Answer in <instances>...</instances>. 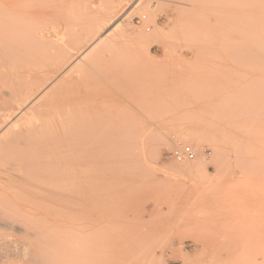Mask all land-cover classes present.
<instances>
[{"label":"rangeland","instance_id":"374dc122","mask_svg":"<svg viewBox=\"0 0 264 264\" xmlns=\"http://www.w3.org/2000/svg\"><path fill=\"white\" fill-rule=\"evenodd\" d=\"M80 1L94 15L101 11L100 3L117 0ZM138 1L107 22L102 43L66 82L67 103L82 101L73 131L85 144L91 136L97 145L104 144L96 147L107 154L102 160L96 148L99 156H91L97 153L95 143L87 144L95 151L88 154V146L83 151L84 179L91 178L83 186L81 201L87 203L72 202L64 209L50 204V217L34 234L38 220L27 213L43 200L37 203L36 196L33 202L37 183L31 173L45 162L62 160L66 147L81 139H74V132L64 141L53 138L39 151L47 159L42 158V165L25 160L33 169L29 176L34 178H28L36 183L29 180L32 192L31 185L21 182L25 178L19 179L29 173L27 167L18 163L37 148L16 140L27 147L23 158L16 142L0 137V171L6 167L3 172L9 173L0 172V264H264V0H148V6ZM0 41H5L0 46L15 43L2 32ZM8 47L4 56H9ZM0 111L5 114L2 105ZM6 122L0 118L2 132L24 126ZM112 140L120 153L123 143L137 150L131 148L127 158L117 151L111 156ZM53 142L58 147H50ZM186 146L197 152L190 160L199 167H182L189 158L175 153ZM11 148L19 151L17 159ZM6 157L9 164L16 166L18 160L16 167L26 169L17 175L22 192L15 179L4 177L17 174ZM117 162L125 164L114 171ZM89 164H105L106 169L98 172ZM7 166L14 169L9 172ZM63 188L74 189L69 183Z\"/></svg>","mask_w":264,"mask_h":264},{"label":"bare ground","instance_id":"6f19581e","mask_svg":"<svg viewBox=\"0 0 264 264\" xmlns=\"http://www.w3.org/2000/svg\"><path fill=\"white\" fill-rule=\"evenodd\" d=\"M84 1L87 2V0H84ZM109 1H111V0H109ZM131 1L132 0H117V1H111L105 5H103V3H100V4H102L101 5L102 6L101 11L97 14L91 15L90 13H88L86 11L87 4L86 3L82 4V2L80 0H0V32H2V35L4 38L11 39V40L15 41V43L13 42L12 45L11 44L10 45L4 44V45H9V47L7 46L9 48L8 53H5V55L8 54L10 57L4 56V54L2 52V51L7 52V47L5 48L6 49L5 50L4 45L0 46L1 47L0 51L2 52L1 55H3L2 57H5V58H2V60L0 59V65L3 62V59L5 60L6 58L9 57L8 61H7V59L5 60L6 63L3 62V64L5 63L4 64L5 66L1 65V68H0V81L3 82V84H2L3 87L0 90L1 95H2V97L0 96V105L3 106V110L5 111V114H3V115L0 114L1 115L0 118L3 121H7V122L14 121L13 123L21 122L24 124L22 129H19V130L16 129L15 131H12V132H10V130H4L5 132H2L3 127L0 126V132H2L0 134V137L7 138L6 143H7L8 138L10 137L12 139V141L14 142V144H15L16 140L17 141L19 140V142L23 140L22 142L26 143V145L31 146L30 150H34L37 148L36 153H34L35 155L33 154V152L30 153V151L25 150V151L29 152V154H31V156H30L31 158L27 159V157H26L23 160V158L25 157V153H24V150H22V149H25L27 147L23 148L22 147L23 145H21L18 142L21 145V146H19V144L16 142L17 146L22 147V148H18L17 146L15 148V145H14V148L17 150L19 149L21 151V153H24L23 155H21L23 158L19 157L20 158L19 160H21V161L23 160L22 161L23 163L21 164V162L17 160L18 162H20V163H18L19 165H23L24 163H25L24 165H26L27 160L29 162H30V160H34L35 163L42 165V163H39V162L43 161V159H45L47 161V159L43 158L39 151L43 150V148H44L43 145H45L44 144L45 142H47V141L49 142L53 138L57 139V138H62V137H63L62 140L64 141V136L69 134V137H71L70 135L75 133L73 126H74V123L76 120V113L79 110V108L77 106H79L82 103V101H81V99H71L67 103L65 98L67 96V93L69 92L68 91L69 84H66V82L69 79H71L73 74L81 71L82 66L86 62L87 58L89 56H91V54L93 52H95V50L97 49V46L102 43L104 38H102L101 33L106 29L107 22H109V20L113 16L119 14L122 11V9L127 4H129ZM149 2L150 1H148V0H139L137 5L148 6L150 4ZM160 2H161V0H159V3ZM77 3H80V4H77ZM147 3H149V4L147 5ZM77 8H80V10H81L80 13H78ZM80 14L82 17L80 16ZM145 24L148 25V22ZM131 34L132 33H130L129 35H131ZM124 35H126V32ZM0 43H5V41L4 42L0 41ZM12 59H13V61H11ZM5 88H6V90H5ZM0 112H2V111H0ZM5 125L6 124H4V127H5ZM7 127L9 129L10 126H7ZM12 127H13V124H12ZM14 127H16V125ZM72 132H74V133H72ZM138 134H140V133H138ZM75 135H77V138L81 139V140H79V141H81V143L79 144L78 141H74L73 139H71V141L73 140L72 141L73 143H71V141H70L71 146L66 147L68 152L65 155H64L65 152H63L62 154L59 153L60 155H63L62 160H61V157L59 156L60 159L55 164L54 163L50 164V162L49 163L45 162L42 165L43 167L39 166L40 168H37L34 170L35 174L31 173L32 175H36L35 176L36 178H34L33 176H29V174H30L29 171H31L33 169L31 167V170H28L29 167H27V166L29 164L27 162V165L25 167H27L26 169L29 173L27 174V172L25 171L24 174H22V175L25 176L27 174L28 177L26 176L27 177L26 178V177H23L21 175V178H20V175H19L20 181H21V179L24 180V178H25V181H21V182H23V183L25 182L26 183L25 185H27V187H29L31 185L29 182L31 177L36 179V183H37L36 186L37 187H35L33 189H34V191H35V189H37V192L31 194V195L34 194V197H32L33 202H35V201L37 202V200L39 202H41L43 200L42 203L37 202L38 205H37V203H35L37 206L34 209H31V211H29L27 213L30 217H33V218H35V220H38V224L36 223L38 225V228L33 229V231H32L34 234H38L40 231L43 230V222H45L50 217V214L46 211V209L48 208V206L50 204H52L53 206L55 205V207L58 206L59 208L64 209V208H66V205L69 203L71 204L73 202V204H74V202H83V203L85 202V201H81L83 199V186L86 187L85 180H87V185L90 184L88 182V180L91 178L84 179L85 173H83V163L82 162L84 160V157L86 158L87 156H83V154H87V153L89 154V153H91V150L95 151L96 148L98 151L99 150L101 151V149L103 150V148L100 147V149H99L96 146H103L104 147V144L101 145L102 143L99 142V145H97L98 143H95L92 140L93 139L92 136L89 137L91 139L87 141V144L88 145H90V144L94 145V143H95V146H94L95 150H94L93 146H92L93 148H91V146L89 148V146L84 143L86 141L82 142V138L78 137V134L75 133L73 138L75 137ZM98 135H99V137L101 136L100 134H98ZM98 135H96V136L94 135L93 137L96 138V137H98ZM137 137H138V135H137ZM3 138H2V140H3ZM106 138H102V139H106ZM109 138H107V139H109ZM121 139H119V142ZM55 140H53V141L57 142V140L56 141ZM109 140H111V138ZM124 140L129 141L128 136H127V139L125 138ZM59 141L61 142V140H58V142ZM114 141L115 140H112V142L114 144L113 145L111 144L112 146H110V147L118 148L117 144L115 145ZM0 142H1V138H0ZM50 142L52 143V141H50ZM54 142H53V145L49 143L50 144L49 146L55 147ZM58 142L56 143V145L58 144ZM137 142H138V140H137ZM2 143L5 144L4 141ZM10 143H12V142H9L8 144H10ZM62 143L63 142H61L59 144H62ZM108 143H111V142H108ZM122 143H123V140H122ZM12 144H10V145H12ZM34 145L36 148L34 147ZM62 145H64V144H62ZM68 145H70V144H68ZM105 145L109 146L106 143H105ZM128 145H124V143H123V146L121 145V147H123V148H121L122 149L121 153L118 152V149H120V148H118V149L115 148V150H114L115 152H113L112 148H109L111 153H112L111 156L112 155L116 156V154H118V153L121 155L123 154V156L127 155L130 152H131V154H133L132 153L133 150H131V148H133V147L135 148L136 145L132 146V147H129ZM137 145H138V143H137ZM32 146L34 149L32 148ZM87 146H88L90 151L87 153H83V151L86 152V150H84V149H87ZM56 147H58V146H56ZM119 147H120V143H119ZM137 147L139 148V145ZM145 147H146V145H145ZM7 148L10 149V146L7 145ZM15 149L13 151L11 148V150L16 153L17 151H15ZM48 149H50V148H48ZM104 149H108V147L107 148L105 147ZM134 150H137V149H134ZM12 151H11V154L13 153ZM43 151H45V148ZM56 151L59 152L60 150L59 149L52 150L51 153L56 152ZM98 151L96 154H94L95 153L94 152L93 155H91V154L90 155L95 156L97 158L99 155H100L99 157H101L102 155L106 154L104 151H103L104 154L103 153L101 154V152L99 151L100 152L99 153ZM116 151H117V153H116ZM179 151H181V150H179ZM15 153L13 154V156L15 155ZM51 153H50V155L52 157L53 154H51ZM57 153H55V154H57ZM98 153H99V155H98ZM17 154H19L18 156H20L19 151H18V153H16V156H15L16 159L18 158ZM29 154H26V155H29ZM59 154H57V155H59ZM10 156H12V155H10ZM43 156H46V155L43 154ZM91 156H89V157H91ZM12 157H10V158H12ZM15 157L12 158L11 160L12 161L16 160ZM51 157L49 156V159ZM55 157H57V156H55ZM127 157H129V156L127 155L126 158ZM10 158H8V159H10ZM57 158L56 159L54 158V160L56 161ZM101 158L103 160L105 157H101ZM106 158H107V156H106ZM89 159H88V161H89ZM185 159H188V158L185 157ZM85 160H87V159H85ZM111 160H112V158H111ZM5 161H3V162H5L6 164L7 163L9 164V161L7 162V157H6ZM17 161H16V166L18 165ZM34 161H33V163H34ZM104 162H106V161H104ZM5 163H2V164L5 166L6 165ZM35 163H34L33 168H35V166H38ZM96 163H98L97 160H96ZM10 164H9L10 166H13L12 163H10ZM87 164H84V165H87ZM118 164H119V166H118ZM120 164L124 165L125 163H123V162L118 163L117 162V165H116V163L114 165L112 163V166H114V171L118 170L119 167H122V165L120 166ZM92 165L87 166V167L91 168ZM181 165H182V167H184L186 169H191V168L199 167L201 164L194 161V160L189 159V160H184V162H182ZM16 166H13L15 168V170H13V172H12L13 174L17 173L16 176L12 177V176H10L12 174H10V175L4 176V177H7V180H10L11 178H12V180L15 179L14 182H16L18 184L17 188H20L19 190L22 192L23 191L22 185H24V184L21 183L22 185H19L17 175L20 172V170L23 169L24 167H20L21 169H19ZM30 166H33V164ZM104 166H105V164L104 165L102 164V166H100V167L102 168ZM109 166H111V164H109ZM109 166L107 164V168ZM115 166H118V167L115 168ZM13 167L7 166V169L8 168L14 169ZM100 167L98 168V166L95 167L93 165V168H95V169L98 168V169H96V171L101 169ZM16 168L19 171H16L17 170ZM104 168L106 169V166ZM104 168L102 170H104ZM110 168H111V170H113L112 167H110ZM4 169H6V167ZM9 169H8V171L11 172L12 170L10 171ZM119 169H121V168H119ZM3 170L0 171V172H2V174H4V173H5L4 175L9 174V173H7L6 170H5L6 172H3ZM36 170H37V172L39 171V173L35 172ZM22 171L23 170H21V172ZM84 171L87 173L88 170L85 169ZM110 171L105 170L106 173L110 172ZM102 173H103V171H102ZM0 176H1V174H0ZM8 177H11V178H8ZM15 177H17V180ZM29 177H30V179H28ZM86 177H88V176H86ZM102 178H103V176H102ZM4 179H6V178H4ZM97 179L98 178L95 177V180H93V181L95 182V181H97ZM7 180H5V181H7ZM26 180L28 181L29 185L26 182ZM102 180L103 179H101V181ZM34 181L35 180H33V182ZM89 181L91 182V180H89ZM103 181H105V180H103ZM110 181L112 182V180H110ZM33 182H32V184L35 183V182L34 183ZM66 183H69L72 185V187L74 188L72 192H68L66 189L63 188V185ZM10 184H11V182H10ZM13 185H15V184H13ZM32 186L33 185H31L29 187V189L32 192H34L33 189H31ZM23 187L26 188L25 186H23ZM27 189L28 188H26V190H24V191H29V189L28 190ZM17 192H19V191H17ZM17 192H14V193H17ZM30 192H25V193H27L26 196H28L29 195L28 193H30ZM25 193L23 192V195H25ZM31 195H29V196H31ZM20 196H22V195H20ZM36 196L40 200L39 199L35 200V198H37ZM23 197L21 199H24L25 202H27V201L29 202L30 199H31L30 201H32V198H29V200H26V197L25 196H23ZM85 203H87V202H85ZM80 206H82V204H80L79 207ZM72 207H75L77 209L78 206H72ZM29 208H30V206H29ZM15 209H16V207H15ZM57 210L58 209L56 208V211ZM74 211H76V210H74ZM54 214L57 215V213H55V212H54ZM62 215L63 214L57 215V216H61L63 218ZM64 215H66V214H64ZM25 216H23V218H25ZM66 217H68V216H66ZM51 218H53V217H51ZM55 220L57 221L56 218H55ZM62 221H64V220H62ZM16 228H18V227H16ZM20 229L22 232L26 231L27 233H29V231H27L28 228H26V227H22ZM158 264H161V263H158Z\"/></svg>","mask_w":264,"mask_h":264},{"label":"built area","instance_id":"2783aa9c","mask_svg":"<svg viewBox=\"0 0 264 264\" xmlns=\"http://www.w3.org/2000/svg\"><path fill=\"white\" fill-rule=\"evenodd\" d=\"M177 155V157L179 158H183V157H187L189 159H195L196 157V152L194 151V149H192V147L190 146H186L184 147L183 151L181 153H175Z\"/></svg>","mask_w":264,"mask_h":264}]
</instances>
